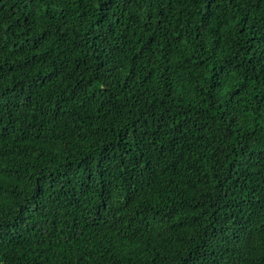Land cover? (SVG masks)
<instances>
[{"label":"trees","instance_id":"trees-1","mask_svg":"<svg viewBox=\"0 0 264 264\" xmlns=\"http://www.w3.org/2000/svg\"><path fill=\"white\" fill-rule=\"evenodd\" d=\"M0 264H264V0H0Z\"/></svg>","mask_w":264,"mask_h":264}]
</instances>
